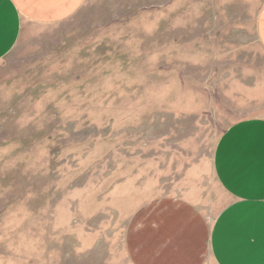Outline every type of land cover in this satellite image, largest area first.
<instances>
[{
	"label": "rangeland",
	"instance_id": "rangeland-1",
	"mask_svg": "<svg viewBox=\"0 0 264 264\" xmlns=\"http://www.w3.org/2000/svg\"><path fill=\"white\" fill-rule=\"evenodd\" d=\"M264 0H87L0 61V264H136L153 217L230 203L213 169L264 118Z\"/></svg>",
	"mask_w": 264,
	"mask_h": 264
},
{
	"label": "crops",
	"instance_id": "crops-1",
	"mask_svg": "<svg viewBox=\"0 0 264 264\" xmlns=\"http://www.w3.org/2000/svg\"><path fill=\"white\" fill-rule=\"evenodd\" d=\"M87 0H0V61L28 25H53L76 15ZM264 49V6L257 19ZM213 169L229 197L213 223L188 202L154 214L153 236L139 244L136 264H264V118L239 121L221 136Z\"/></svg>",
	"mask_w": 264,
	"mask_h": 264
}]
</instances>
